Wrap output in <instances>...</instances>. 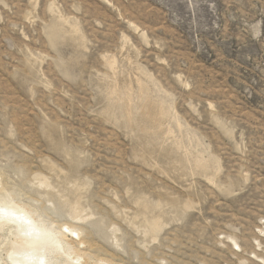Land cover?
I'll use <instances>...</instances> for the list:
<instances>
[{
    "label": "rangeland",
    "instance_id": "rangeland-1",
    "mask_svg": "<svg viewBox=\"0 0 264 264\" xmlns=\"http://www.w3.org/2000/svg\"><path fill=\"white\" fill-rule=\"evenodd\" d=\"M0 187L39 264H264V0H0Z\"/></svg>",
    "mask_w": 264,
    "mask_h": 264
},
{
    "label": "clouds",
    "instance_id": "clouds-1",
    "mask_svg": "<svg viewBox=\"0 0 264 264\" xmlns=\"http://www.w3.org/2000/svg\"><path fill=\"white\" fill-rule=\"evenodd\" d=\"M2 218H7L17 223L20 227L21 235L28 240L41 242L50 241L52 239L47 226L34 219L25 209L0 206V219ZM18 264H39V262L34 253L24 251L20 253Z\"/></svg>",
    "mask_w": 264,
    "mask_h": 264
},
{
    "label": "bare ground",
    "instance_id": "bare-ground-1",
    "mask_svg": "<svg viewBox=\"0 0 264 264\" xmlns=\"http://www.w3.org/2000/svg\"><path fill=\"white\" fill-rule=\"evenodd\" d=\"M150 119H152V118H150ZM198 165H201V164L198 163ZM6 197H7V195L5 194L4 190H2L1 187H0V204L2 202H6V200H5ZM7 206H8V208H12V207L21 208V207L16 206V205H14L12 203L11 204L7 203ZM22 209H23V207H22ZM25 210H27V209L25 208ZM27 212L32 215V213L30 211L27 210ZM71 212H72V215L74 214L77 217L78 214H77V209L75 208V206L71 207ZM8 223L14 224L15 228H16V230H15L16 231V233H15L16 234L15 235L16 236V240L14 242L15 243V247L22 248V250L19 251L20 253L24 252V251H28V252L34 253V255L36 256L37 260H40L42 258L43 253H45V252L49 253V252L55 251L56 248L60 247L59 246L60 244H62V246H64L66 244L64 239H63L64 235L62 234V232H57V231L53 230L52 228L48 229L50 231V233H51V236H52V239L50 241L35 242V241L28 240L27 238H25V237H23L21 235V230H20L19 225L17 223L13 222L10 219H7V218L0 219V230H2V227L4 225H6V224L8 225ZM151 226L154 228L156 226V223L153 222L151 224ZM68 251H69V249H68ZM74 255H76V254H74Z\"/></svg>",
    "mask_w": 264,
    "mask_h": 264
}]
</instances>
